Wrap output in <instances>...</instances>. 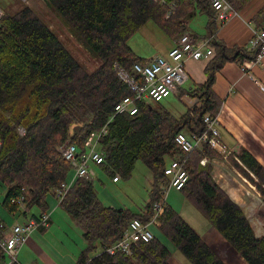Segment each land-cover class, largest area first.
<instances>
[{"label": "trees", "instance_id": "trees-1", "mask_svg": "<svg viewBox=\"0 0 264 264\" xmlns=\"http://www.w3.org/2000/svg\"><path fill=\"white\" fill-rule=\"evenodd\" d=\"M75 40L100 64L88 71L55 32L31 8L24 6L0 20V183L6 187L2 206L10 213H26L37 207L47 214L50 192L71 174L60 148L66 140L82 147L85 136L108 124L100 142L104 162L98 166L111 180L128 179L141 161L151 174L149 201L134 214L129 209L105 206L96 196L93 182L74 180L59 207L82 229L86 248L76 264H170L169 250L157 239L139 243L130 255L104 252L90 257L98 243L103 250L117 242L134 219L147 222L152 205L168 185L164 170L173 160H185L188 181L178 192L188 200L246 264H264V237L256 238L242 209L216 184L211 166L200 165L204 157H220L203 143L185 154L174 144L177 133L202 135L203 119H215L222 101L213 91L216 73L225 63L252 61L259 47L227 48L211 41L213 55L204 68L206 81L181 87L178 98L196 100L178 118L160 102L143 104L136 115H114V106L131 95L117 75L118 68L133 74L144 64L129 47V39L147 23L167 39L185 31L184 21L210 8L207 0H43ZM253 0H228L238 14ZM173 9L170 16L166 15ZM264 31V5L252 17ZM18 128L24 130L20 135ZM73 128V131H72ZM242 166L232 165L256 188L264 203V169L246 151L238 154ZM251 173L256 181L250 176ZM117 180V182L119 181ZM113 182V181H112ZM116 183V182H114ZM23 197L21 205L11 200ZM159 232L189 264H225L174 209L167 204L160 217ZM3 227H0V235ZM4 253L0 249V261Z\"/></svg>", "mask_w": 264, "mask_h": 264}, {"label": "built area", "instance_id": "built-area-1", "mask_svg": "<svg viewBox=\"0 0 264 264\" xmlns=\"http://www.w3.org/2000/svg\"><path fill=\"white\" fill-rule=\"evenodd\" d=\"M27 2L28 0H21ZM153 3L164 4V0H151ZM209 7L214 12V19L223 27L229 24L232 20L238 17V12L231 6L228 0H207ZM170 11L166 15L169 18L173 5H170ZM2 18V11L0 9V20ZM185 25V22H183ZM250 47H259L256 57L249 63L245 61L243 68L246 70L248 64H260L264 60V31L255 30L249 40ZM213 55V49L209 46L208 40H195V38L188 31H184L181 35L173 41V46L166 55H157L148 59L144 64H135L133 66V74L118 68L117 75L122 82H124L131 95L122 98L113 108L114 115L124 114L133 116L139 111V107L150 102H161L168 98L171 94L178 95L180 87L185 85L189 76L185 69L186 61L208 60ZM245 65V66H244ZM206 126V132L202 135L189 136L185 133H177L174 136V144L181 152L189 154L194 149L200 148L203 143H207L209 148L215 151L225 163L230 167L234 173L243 183L247 184L251 190H255V186L244 176L240 174L236 168L232 167L230 158H233L240 166L244 168L240 159L231 150H228L220 141L219 132L216 128V119L206 115L203 119ZM20 135H23L24 130L18 128ZM108 124L89 132L84 140L82 147L79 148L75 143L68 140L64 142L60 148L62 158L66 161L72 171V179L61 183L57 188L51 191L59 203L65 198L74 180L83 179L93 182L95 172L92 166H99L104 162V155L100 151V142L107 135ZM201 166L213 163L210 159L204 157L200 160ZM216 164V161L214 162ZM185 160H173L164 170V175L168 180L167 187L163 190L161 198L155 201L152 205L151 216L147 222H142L139 219L132 220L127 228L123 231L121 238L109 247H106L102 252L114 255L116 253H123L130 255L133 248L139 243H148L153 240L154 235L150 231V227H160V217L164 212L165 196L170 189L180 191L188 181V174L184 169ZM256 181L255 177L249 173ZM118 176H115L112 181L117 182ZM248 194V191H246ZM260 197V194L256 192ZM256 195V196H257ZM261 198V197H260ZM24 198L11 200V203L21 205ZM251 216V215H250ZM247 218L251 226V220L256 219L253 216ZM258 219V218H257ZM48 215L41 214L38 218L29 219L23 224H17L11 229L0 235V249L7 258L6 264H18L17 254L20 247L25 243L30 234L42 225H47ZM2 227V225H0ZM252 228V226H251ZM253 230V228H252ZM254 232V230H253ZM256 238L264 237L257 235Z\"/></svg>", "mask_w": 264, "mask_h": 264}, {"label": "rangeland", "instance_id": "rangeland-1", "mask_svg": "<svg viewBox=\"0 0 264 264\" xmlns=\"http://www.w3.org/2000/svg\"><path fill=\"white\" fill-rule=\"evenodd\" d=\"M24 6L31 8L48 24L71 54L82 63L88 71H93L99 66L100 61L93 59L82 45L75 40L69 30L61 24L55 12L50 9L43 0H28L27 2L21 0H0V9L2 13H8L9 15H13ZM162 42H166V38L155 25L149 22L129 39L128 45L138 57L148 60L156 55H160V48L163 47ZM150 104L154 105L155 103L150 102ZM197 104L196 100H191L186 97L180 99L174 94H171L168 98L160 102V105L176 118L180 117L185 112L187 106ZM183 132L187 134L186 131ZM215 161L218 171L210 165L212 168L211 174L216 184H218L216 181L217 179H215L217 172V177L218 175L228 176L226 172L231 169L221 157L215 158ZM92 168L95 172L93 188L96 196L103 205L116 209H129L134 214L140 213L144 209L149 201L148 192L152 179L150 172L141 161L135 163L131 176L128 179L120 178L116 183L112 182L111 177L101 171L98 166H92ZM228 173V179H231L229 183H231L233 187H236L237 190L241 193L244 192L246 195V191H248L250 198L251 196L256 197V188L255 190H251L248 185L243 183L234 173L231 171ZM71 179L72 176L70 174L68 180ZM5 194L6 187L0 183V220H4L7 226L12 225L14 221H23V217L16 220V218H13V216L8 214L2 207ZM257 198L260 201L262 200L258 195ZM47 199L49 205L52 206V197L48 196ZM165 203L171 206L198 234L202 235L211 228L203 215L186 200L181 192L170 189L165 196ZM51 210L52 217L50 228L45 231H40L41 229H38L31 233L36 242L42 247L45 256L34 255L33 249L29 247L23 248L21 253L18 254V257H23L28 264H69L70 261L71 264H74L80 252L86 247V243L82 238V229L61 209H53L52 207ZM36 211L37 210L32 207L30 209V214L37 213ZM20 212H22L21 208L17 214L19 215ZM249 213H251V216L250 214H244L246 218L249 216L250 219H252L253 216L258 218L250 221L254 232L257 235H263L264 209L254 207ZM16 217L19 218L17 215ZM150 231L155 238L169 250L173 258L179 260L183 264H189L173 244L159 232L158 228L150 227ZM94 246L96 250L89 253L90 257L102 251L98 243ZM230 250L232 251L231 248ZM74 257H76L75 260ZM225 258L227 264H242L239 260H236V262L234 261V263L231 258L224 256V259Z\"/></svg>", "mask_w": 264, "mask_h": 264}, {"label": "crops", "instance_id": "crops-1", "mask_svg": "<svg viewBox=\"0 0 264 264\" xmlns=\"http://www.w3.org/2000/svg\"><path fill=\"white\" fill-rule=\"evenodd\" d=\"M263 5L264 0H253L239 13L237 18L223 27L215 21L214 12L211 8H208L205 11H200L192 20L187 22L184 21L185 31L191 33L195 40L198 41H215L223 43L227 48L237 46L245 48L249 51L251 49L249 40L252 32L255 30H261V28L252 22V17ZM174 39L170 40L166 38V42H162L163 47L160 48V55L167 54L173 46ZM145 60L147 61V59ZM245 61L247 60H244L241 64L234 62L225 63L215 75L213 91L222 101L219 113L215 118L216 128L219 132L221 143L228 150L236 153L237 156L241 151H246L264 169V60L260 64H248L246 70L243 68ZM207 62L208 60L186 61L184 66L188 73L189 80L182 87L189 88L192 85L203 84L206 81L204 68ZM247 62L249 63L250 61ZM210 161H213V163H209V165H212L215 170L218 171V167L214 163L215 159ZM228 172L230 171L228 170ZM228 172L226 173L229 176ZM217 174L215 179H217L216 181L218 182L220 188L224 190L230 199L242 209L244 214L251 215L249 212H251L254 207L264 209L263 201L261 200V202L258 200L257 196H251L250 198L249 192L246 195L244 192L241 193L237 190L236 187H233L232 184L229 183V180L231 179H228V176L224 175V177L222 175H218L217 177ZM71 176H73L72 172ZM50 196L53 199V204L50 206L48 203V210L46 211L48 215V223L46 226L42 225L34 231L38 229H41L40 231L48 230L51 226V208L61 209L51 192ZM30 209H28L26 213H24L22 209V212H20L19 215L17 212L20 209L17 212L12 213L5 209L8 214L12 215L13 218H16V220H19L20 217H23L24 220L21 222L14 221L10 226H7L4 220H0V225L3 227L2 233L8 232L14 225L23 224L27 220L38 218L42 214L41 210L37 207H34V209L37 210V213L30 214ZM62 211L66 213L64 210ZM16 215L19 218H17ZM201 237L225 264L227 263L224 256L231 258L233 262L239 260L242 264H246L233 250H230L227 242L213 228L205 231ZM25 247L33 249L34 255L36 256H45V252L42 247L36 242L35 238H33L31 234L26 239L25 243L20 247L18 254L21 253ZM85 248L80 252V254L85 250ZM18 254V264H28L23 257L19 258ZM75 258L76 257H74V260ZM6 262L7 258L4 254L0 264H6ZM76 263L77 261H75L74 264ZM169 263L183 264L172 256L170 257ZM69 264H71V261Z\"/></svg>", "mask_w": 264, "mask_h": 264}, {"label": "bare ground", "instance_id": "bare-ground-1", "mask_svg": "<svg viewBox=\"0 0 264 264\" xmlns=\"http://www.w3.org/2000/svg\"><path fill=\"white\" fill-rule=\"evenodd\" d=\"M165 100V99H164Z\"/></svg>", "mask_w": 264, "mask_h": 264}]
</instances>
